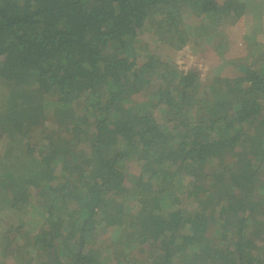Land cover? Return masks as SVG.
Masks as SVG:
<instances>
[{
    "label": "trees",
    "instance_id": "16d2710c",
    "mask_svg": "<svg viewBox=\"0 0 264 264\" xmlns=\"http://www.w3.org/2000/svg\"><path fill=\"white\" fill-rule=\"evenodd\" d=\"M1 214L0 264H264V0H0Z\"/></svg>",
    "mask_w": 264,
    "mask_h": 264
},
{
    "label": "rangeland",
    "instance_id": "374dc122",
    "mask_svg": "<svg viewBox=\"0 0 264 264\" xmlns=\"http://www.w3.org/2000/svg\"><path fill=\"white\" fill-rule=\"evenodd\" d=\"M257 23V21L255 20V24ZM251 25H253L252 21L250 20V23L245 24L243 27V23L241 22V27L240 30L239 29H235L233 32L230 33L229 37L230 40L233 38L232 42H233V46L232 49L230 48L229 51L227 52V56L230 55L231 59H235L238 60L240 59V57L244 56L247 53V39L244 40L243 39V35L244 32L246 33L247 29H249L251 27ZM247 26V28H246ZM246 28V31L245 29ZM239 31V32H238ZM252 31V30H251ZM144 40L146 42H148L150 44V48H153L157 43L154 41L153 38H151L150 35L148 36H144ZM263 40V39H262ZM193 46V45H192ZM164 54L166 55H171L173 54L171 51L169 50H162ZM205 61V65H207V67H215L219 64H222V61L220 59V57L218 56V54L213 50V48L211 47V52L210 53H206V57L204 59ZM234 67L233 66H227L226 68H224L223 73L226 75H233V74H237L236 72L234 73ZM133 168H135L136 166L132 165ZM2 215V214H1ZM8 218L4 217L2 215V219L0 218V237L3 234V230H4V225L6 223H8ZM38 227H35L34 229H37ZM14 233V232H13Z\"/></svg>",
    "mask_w": 264,
    "mask_h": 264
}]
</instances>
